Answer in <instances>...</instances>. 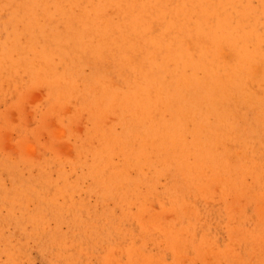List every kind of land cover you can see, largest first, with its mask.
Returning a JSON list of instances; mask_svg holds the SVG:
<instances>
[{"label":"rangeland","instance_id":"374dc122","mask_svg":"<svg viewBox=\"0 0 264 264\" xmlns=\"http://www.w3.org/2000/svg\"><path fill=\"white\" fill-rule=\"evenodd\" d=\"M153 2L0 0V264H264V0L203 68L115 39Z\"/></svg>","mask_w":264,"mask_h":264},{"label":"bare ground","instance_id":"6f19581e","mask_svg":"<svg viewBox=\"0 0 264 264\" xmlns=\"http://www.w3.org/2000/svg\"><path fill=\"white\" fill-rule=\"evenodd\" d=\"M220 2L222 1L210 0L206 3V10L200 13L197 12L193 3L189 0H169V2L164 5L155 4V2H153L151 5H146L143 9H136L128 25L125 26V29L122 28L119 30L117 33L118 36H115V39L128 40L130 43V50H135L145 46L152 47L157 45L159 38L164 36L167 41L158 44L161 47L160 54L157 55L158 57L160 55L172 57L174 54L183 57L187 55L183 58L184 61H192L197 66L203 68L214 62L215 59H211L210 57L215 55L217 64L225 65L227 62L231 61V56H233L235 52H239V49L245 44V36H235L231 32L234 28L242 27L239 22V16L242 12H245L247 8L241 4L239 12H234L231 9L222 10L228 2H224V0L223 3L220 4ZM165 13H169V16L167 15L170 21L169 26L166 27L164 31L159 27V30L157 29L159 33L155 32L157 33H154L155 35L150 34L151 24L157 21L158 18H163L162 16ZM201 22L207 28V32H202L196 27V25ZM219 33L222 35V38L219 37ZM250 34L251 33L248 31V35ZM256 39L258 38L256 37ZM224 43H226L227 46H224ZM204 44H209L208 50L202 48ZM198 48V57L196 59L191 58L190 55ZM149 55L150 54H148V56ZM233 90L236 91L235 88ZM224 99L227 100L229 98H223V101ZM211 106L215 107V104L211 103ZM55 108L56 107H54V109ZM54 109L52 108V110ZM55 110H57V108ZM263 194L261 196H263Z\"/></svg>","mask_w":264,"mask_h":264}]
</instances>
